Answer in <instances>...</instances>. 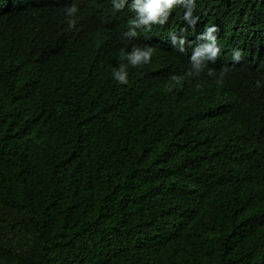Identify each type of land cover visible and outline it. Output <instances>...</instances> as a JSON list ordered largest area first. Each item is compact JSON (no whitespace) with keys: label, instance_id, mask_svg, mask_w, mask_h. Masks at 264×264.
Returning a JSON list of instances; mask_svg holds the SVG:
<instances>
[{"label":"trees","instance_id":"trees-1","mask_svg":"<svg viewBox=\"0 0 264 264\" xmlns=\"http://www.w3.org/2000/svg\"><path fill=\"white\" fill-rule=\"evenodd\" d=\"M51 2L0 0V264H264V0H178L135 67ZM213 25L239 58L200 86L173 39Z\"/></svg>","mask_w":264,"mask_h":264},{"label":"clouds","instance_id":"clouds-1","mask_svg":"<svg viewBox=\"0 0 264 264\" xmlns=\"http://www.w3.org/2000/svg\"><path fill=\"white\" fill-rule=\"evenodd\" d=\"M74 1V2H72ZM126 0H52L47 15L48 20L55 22L64 34H72L83 39L97 52L120 50L121 60L133 67L147 63L151 56V49L136 46L139 31L147 30L144 26L150 24H163L168 11L178 0H131L128 5L134 11V18L128 16L121 19L116 10L123 8ZM185 4V19L192 15L193 0H180ZM110 5L111 11L98 13L91 12V8ZM114 8V9H113ZM150 31V30H147ZM110 33L113 38L106 39ZM91 37V38H90ZM181 45V52L189 63L191 76L198 79L199 85L214 75L213 65L219 60L224 51H228L233 59L239 58V53L228 48L234 46L229 41L227 31L221 36L220 29L213 25L200 31L190 42L189 48L184 49L181 37L173 39ZM113 78L120 84L127 82L128 72L124 64L112 72Z\"/></svg>","mask_w":264,"mask_h":264}]
</instances>
